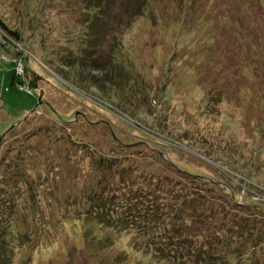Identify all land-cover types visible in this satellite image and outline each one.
<instances>
[{
	"label": "rangeland",
	"instance_id": "obj_1",
	"mask_svg": "<svg viewBox=\"0 0 264 264\" xmlns=\"http://www.w3.org/2000/svg\"><path fill=\"white\" fill-rule=\"evenodd\" d=\"M0 19L19 35L0 28V264L153 263L130 234L96 228L113 242H94L76 217L91 189L180 179L169 161L264 202L260 0H0ZM108 69L126 82H100ZM246 238L231 264L263 261Z\"/></svg>",
	"mask_w": 264,
	"mask_h": 264
},
{
	"label": "trees",
	"instance_id": "obj_2",
	"mask_svg": "<svg viewBox=\"0 0 264 264\" xmlns=\"http://www.w3.org/2000/svg\"><path fill=\"white\" fill-rule=\"evenodd\" d=\"M260 2L264 5V0ZM0 28L9 32L14 38H19L18 33L8 28L1 19ZM91 61L86 58L84 62L87 64L92 63ZM27 74L21 76L14 71L11 83H17L19 86L27 84L24 82L26 79L23 81L21 79L22 77L28 78ZM29 78L27 79L29 84L36 86ZM111 80L126 82L125 79L116 77L108 69L100 82L109 83ZM101 163L103 162H99ZM111 165V163L108 164V170ZM169 165L179 171L180 179H170L165 174L162 177L160 174L153 175L152 173L149 174L147 188L143 185L138 189V185L135 186L133 181H129V183L123 182V186L120 187L110 188L108 184L106 187L102 186L105 195L101 193V188L98 189L99 191L91 189L86 192V197L89 202L91 201L92 207L85 211V214L82 212L76 217V220L80 219L85 224V228H81L83 235L91 236L94 242L99 240L103 244H111L113 241L108 231H105L103 235H98L91 230L101 228L112 230L115 233H128L135 249L141 250L153 259L151 264H163L164 262L165 264H220V260H215V256L222 251L226 254L224 264H231L230 254L240 252L239 255L244 256L249 253L246 248L249 239L246 236L255 239L252 243L254 248L258 246L257 244H260L262 248L264 227L259 223L262 218L257 219L255 215L248 213L251 209L264 212V202H238L234 195L227 194L220 189L218 182L213 178L205 180V176L180 168L172 161H169ZM116 169L117 167L112 166L111 170ZM147 176V174H142L140 177ZM187 178L190 179L187 180ZM111 182L113 185L116 184V181ZM118 191L120 193H117ZM147 195L149 203L146 202ZM208 206L217 209L215 216L207 212ZM227 209L234 211L232 217ZM228 219L232 223L230 227L226 224L229 222ZM217 222L222 225L218 227ZM92 223L97 227L93 226L89 229ZM249 223H251L250 226ZM257 224L258 227H256ZM233 235L242 236V241L246 246L241 247L237 239L232 242ZM218 249L219 252H217ZM259 264H264V258L262 262L259 261Z\"/></svg>",
	"mask_w": 264,
	"mask_h": 264
}]
</instances>
